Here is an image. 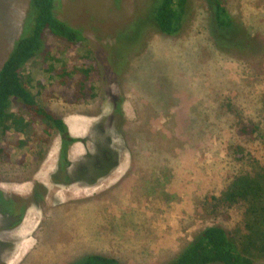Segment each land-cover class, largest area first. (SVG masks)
<instances>
[{"label": "rangeland", "instance_id": "rangeland-1", "mask_svg": "<svg viewBox=\"0 0 264 264\" xmlns=\"http://www.w3.org/2000/svg\"><path fill=\"white\" fill-rule=\"evenodd\" d=\"M223 1L258 40L254 54L216 47L205 0H189L178 35L145 31L134 39L131 22L147 0H61L59 18L84 30L85 47L99 61L96 97L68 105L57 92L50 96L56 85L40 58L24 75L33 79L34 93L39 83L45 86L47 101L38 97L40 104L79 139L69 147L76 166L97 149L93 131L110 116L112 98L121 97L125 119L113 137L121 163L95 186L57 184L52 177L62 178L61 136L54 132L38 148L36 142L22 145L34 142L33 129L20 135V145L12 130L11 156L0 157V189L30 204L23 223L2 234L0 264H78L91 254L122 264H169L205 229L241 226L243 210L217 207L213 198L235 177L264 166V0ZM29 4L0 0V69L22 33ZM47 43L63 46L53 36ZM242 119L259 127L254 139L237 134ZM37 186L42 195H34Z\"/></svg>", "mask_w": 264, "mask_h": 264}, {"label": "trees", "instance_id": "trees-1", "mask_svg": "<svg viewBox=\"0 0 264 264\" xmlns=\"http://www.w3.org/2000/svg\"><path fill=\"white\" fill-rule=\"evenodd\" d=\"M205 1L210 35L219 50L245 55L257 52L258 40L251 38L233 18L223 0ZM60 7L61 0H30L22 33L0 69V157L11 156L8 140L12 130L17 132L19 144L20 135L33 129L36 141L27 140L22 145L34 147L36 142L38 148L48 144L49 137L57 132L61 136L57 170L61 171L62 178L59 180L54 174L53 182L91 187L111 175L121 163V149L115 145L113 137L118 138L122 133L124 100L112 98L110 116L93 131L97 149L86 152L81 160L83 167L76 166L69 158V147L79 139L72 137L64 120L54 110L40 104L38 97L47 101L43 95L45 86L39 83V90L34 93L33 79L24 75L27 65L40 58L42 68L56 85L49 91L50 96L55 97L57 92L68 105L84 104L96 97L95 84L102 75L99 61L91 48L85 47L88 39L84 30L59 18ZM188 16L189 0H147V8L131 22L133 39L141 37L145 31L147 35L158 31L168 37L176 36ZM49 36L62 41L63 46L49 45ZM84 47L86 53L81 54ZM258 129L256 124L242 119L237 134L242 139L252 140ZM40 188L43 189L37 186L36 190ZM213 200L220 208L240 207L243 210L241 226L233 231L220 226L205 229L169 264H256L263 260L264 166L257 172L235 177L223 194ZM29 204L28 199L6 195L0 189V241L4 231L14 230L23 223ZM78 264L122 263L113 257L91 254Z\"/></svg>", "mask_w": 264, "mask_h": 264}, {"label": "crops", "instance_id": "crops-1", "mask_svg": "<svg viewBox=\"0 0 264 264\" xmlns=\"http://www.w3.org/2000/svg\"><path fill=\"white\" fill-rule=\"evenodd\" d=\"M65 122V121H64ZM67 125V124H66ZM67 127H68V125H67ZM68 129H69V127H68ZM70 132V131H69ZM71 134V133H70ZM86 154V153H85ZM84 154V155H85ZM83 155V156H84ZM83 158V157H82ZM120 166V165H119ZM119 168V167H118ZM118 168H116L112 173H111V175H109L107 178H109V177H112V175L114 174V173H116V171L118 170ZM107 178H105V179H107Z\"/></svg>", "mask_w": 264, "mask_h": 264}, {"label": "flooded vegetation", "instance_id": "flooded-vegetation-1", "mask_svg": "<svg viewBox=\"0 0 264 264\" xmlns=\"http://www.w3.org/2000/svg\"><path fill=\"white\" fill-rule=\"evenodd\" d=\"M35 190H36V188H35ZM40 192H41V190H40V189H38V190H36V192L34 191V195L36 196V193H37V194H38V196H39V195H41V194H40Z\"/></svg>", "mask_w": 264, "mask_h": 264}]
</instances>
